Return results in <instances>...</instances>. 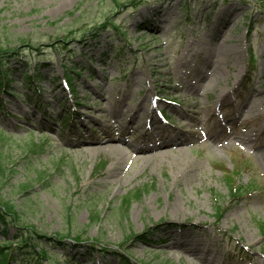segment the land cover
Segmentation results:
<instances>
[{
  "label": "rangeland",
  "instance_id": "rangeland-1",
  "mask_svg": "<svg viewBox=\"0 0 264 264\" xmlns=\"http://www.w3.org/2000/svg\"><path fill=\"white\" fill-rule=\"evenodd\" d=\"M0 46L39 77L0 92V194L22 223L0 244L35 226L55 239L42 264H264V0H0ZM172 129L186 140L153 146Z\"/></svg>",
  "mask_w": 264,
  "mask_h": 264
},
{
  "label": "trees",
  "instance_id": "trees-1",
  "mask_svg": "<svg viewBox=\"0 0 264 264\" xmlns=\"http://www.w3.org/2000/svg\"><path fill=\"white\" fill-rule=\"evenodd\" d=\"M24 41V40H21ZM26 47L32 48V44H25ZM23 46V44H22ZM25 47V46H24ZM20 51L17 48H9L8 46L2 47L0 46V92L13 93L10 90L9 82L11 75L13 72L18 69H25L26 74L25 85H27L31 90H34V87H38L39 77L31 76L28 74L27 69L30 65L27 63V60L24 61L22 67L17 68L12 71L10 68L9 61L13 59V57L18 56ZM64 73L67 84L71 87V78L74 74L77 73V68H71L70 66L64 65ZM38 81V82H37ZM72 89V88H71ZM33 95H28L29 99H32ZM35 146V145H34ZM31 152H36V146L31 150ZM3 167L0 165V179H4ZM242 189H246L240 186H233L230 189V194L232 199H239L242 196ZM126 203L124 202V210L129 207L130 201L132 197H126ZM122 210V214L127 212ZM99 218V214L97 212H92V220L95 221ZM67 220L69 223H72V215L68 210ZM10 222H17V224L21 223V218L16 211L15 207L8 200H5L0 194V229L2 227L3 231L7 233L8 226ZM71 232L69 231L67 235ZM19 240L14 244L2 245L0 244V264H8L10 262L15 261L17 259L21 260L23 264H42L44 260L49 259L47 257V252L44 248L41 247L43 242H47L48 240L51 242L55 240L54 238H46L44 237L36 227L29 228L28 226H20L19 232L16 236ZM81 237V234H79ZM123 260L126 261L127 264H130L127 257L123 256Z\"/></svg>",
  "mask_w": 264,
  "mask_h": 264
},
{
  "label": "bare ground",
  "instance_id": "bare-ground-1",
  "mask_svg": "<svg viewBox=\"0 0 264 264\" xmlns=\"http://www.w3.org/2000/svg\"><path fill=\"white\" fill-rule=\"evenodd\" d=\"M208 50L210 51V50H212V48H208ZM214 50H216V49H214ZM200 53H202V51H200ZM196 72L197 73H200L201 76H204V77L205 76H207V77L208 76H211L210 77V80L211 79H214V78L215 79H219V77L222 76V74L224 73L223 70L220 69V67H218L216 63H215V65H207V63H205V65H203L201 67H198V69H196ZM195 83L196 84H193V85L190 86V88L192 90L198 88V86L201 85V84H199V82L197 80L195 81ZM249 108H250L251 111L256 112V110L258 109V105H257L256 101H252V103H251V105H250ZM237 111L238 110H236V112ZM151 112H152V110H151ZM195 114H199V111H195ZM237 114H238V112L235 113V116H233L231 118V124H233L234 122L237 121V119H238V115ZM83 125L86 126L85 122H83ZM227 130L230 131V128H227ZM167 133L168 134H165V135L163 134L160 137H158L156 140H153L152 141L154 143L153 146L157 145L158 143H160V144H166L167 142H178V141H184V140H186V138L183 137V134L180 131H176V130L172 129V130L168 131ZM253 133L250 132L247 135H245V134L238 135L237 139H239V141H241L242 143H246L248 141L249 137H251L252 135H254ZM75 134L77 136L78 135H83L82 133H80L78 131H75ZM218 136H219V132H216V133L213 134V137H215L217 139H218ZM255 142L257 143V140H255ZM99 144H101V143H99ZM166 150L167 149H165V148L158 147V148L152 149L151 151H153L155 153H160V152H163V151H166ZM116 154H119L118 151H116ZM147 161H151V160H147ZM176 161H178V163H180V164H185V165L188 164V162L182 163L181 161H184V160L183 159H180V158H178V160H176ZM186 245L187 244H184V246H186ZM200 249L204 252V254L203 253L202 254L204 256H206L207 259L213 257V254L210 251H208L207 249H203V247H201V246H197V247L194 248L195 251H199Z\"/></svg>",
  "mask_w": 264,
  "mask_h": 264
}]
</instances>
